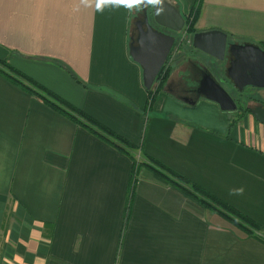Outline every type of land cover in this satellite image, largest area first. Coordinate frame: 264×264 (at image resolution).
I'll list each match as a JSON object with an SVG mask.
<instances>
[{"label": "crops", "instance_id": "obj_1", "mask_svg": "<svg viewBox=\"0 0 264 264\" xmlns=\"http://www.w3.org/2000/svg\"><path fill=\"white\" fill-rule=\"evenodd\" d=\"M169 1L187 21L197 0ZM147 9L0 0V60L258 230L151 175L132 190L129 155L0 74V264H264V123L192 94L182 68L151 103L130 55ZM195 29L264 49V0H201Z\"/></svg>", "mask_w": 264, "mask_h": 264}, {"label": "water", "instance_id": "obj_2", "mask_svg": "<svg viewBox=\"0 0 264 264\" xmlns=\"http://www.w3.org/2000/svg\"><path fill=\"white\" fill-rule=\"evenodd\" d=\"M153 16L158 26L172 32H180L185 25L184 16L169 0H164L159 14L153 9ZM136 25L138 35L136 40L133 39L130 55L142 68L145 88L152 90L169 58L174 37L155 28L148 14L144 20L137 21ZM192 42L195 49L214 60L225 63L229 61L226 78L240 92L250 87L264 89V49L260 46L232 42L226 32L218 29L196 32ZM196 83L195 93L198 97L215 102L224 112L236 111L234 98L211 72H202ZM185 101L194 103L189 99ZM252 114L258 122L264 123L263 105L255 107Z\"/></svg>", "mask_w": 264, "mask_h": 264}, {"label": "trees", "instance_id": "obj_3", "mask_svg": "<svg viewBox=\"0 0 264 264\" xmlns=\"http://www.w3.org/2000/svg\"><path fill=\"white\" fill-rule=\"evenodd\" d=\"M201 5V0H197L195 6L192 9L193 22L190 24V32L194 33L196 31L195 24L197 21L199 9ZM188 21V19H187ZM168 62V61H167ZM166 62L165 66L161 70L158 78L156 81H159V85L156 89L149 90L148 94L150 97V102L155 98V95L160 92L165 84V82L168 80L171 68H169ZM0 65L3 67H0V74L7 77L8 79L14 81V83H18L20 86H22L24 89H27L31 93H35L36 95H39L43 100H45L47 103H49L52 107L55 109L66 113L68 118H70L72 121H74L76 124L81 125L85 127L88 131L95 134L99 138L105 140L109 144L113 145L114 147L118 148L123 153L129 155L132 158L133 161V171H134V165L136 161V154L135 147L129 143L127 140L119 136L118 134L114 133L112 130L107 128L106 126L102 125L95 119L91 118L90 116L86 115L82 111H79L75 108L67 106L65 102L62 100L54 97L55 101L48 98L46 95H42L38 92V87L30 78L25 76L22 73L14 72V69L10 67L7 61L0 60ZM6 68V69H5ZM26 83H30L28 86ZM35 85V86H34ZM42 91H45L44 89L40 88ZM49 94V93H48ZM59 101V102H57ZM65 105V106H63ZM130 149V150H129ZM141 163L140 167L147 170V172L152 173V177L154 180H157L165 185L173 186L177 188L184 197H186L188 201V205L191 208L194 206V208H203L205 210L210 209L212 211L217 212L222 217L226 218L227 220L231 221L238 227L240 226L244 231L248 233H253L254 231L258 230L259 226L251 220L249 217L245 216L244 214L240 213L235 208L227 205L217 197L211 195L210 193L206 192L202 188L198 187L197 185H189V183L178 177L177 175H174L169 169H166L164 166L159 164L156 161H139ZM161 165V166H160ZM132 171V174H133ZM132 184V182H131ZM135 188H133L134 190ZM191 199H194V202L191 203ZM129 211V206L127 207V212Z\"/></svg>", "mask_w": 264, "mask_h": 264}, {"label": "rangeland", "instance_id": "obj_4", "mask_svg": "<svg viewBox=\"0 0 264 264\" xmlns=\"http://www.w3.org/2000/svg\"><path fill=\"white\" fill-rule=\"evenodd\" d=\"M193 18H194L193 15L189 16L188 21H186L185 27L181 32H179L177 34L172 32L176 36L178 41L184 39L185 41H187V44L190 43V45H191V39L190 38L193 36V33L190 32V24L193 22ZM139 19H143V17H141ZM132 32H133L134 36H137V31H136V27H135L134 22L132 24ZM178 45L176 46V49H174V51H173V52H175V54L176 53H178V54L174 57L173 60L170 59L167 62L168 63L167 66L171 69L182 68L181 78L183 80V87L184 88H186L190 91L192 88L195 89L197 87L196 82L201 77L202 72H191V68H193L194 66H198L199 68H202L201 65H203V66H206L207 69H209V71L217 78V80L220 81L225 86V88L234 97L239 98L238 101H239L240 105L243 107V109L248 110L249 107H251V106L264 105V89L248 88L247 90L240 92L226 78L225 70L229 64L228 60L226 63L225 62H218V61L214 60L213 58H209V57L199 53V51H197L195 49L191 50V48L188 47L189 45H187V48L179 49L177 51V48L179 47ZM170 74H171V72H170ZM166 82H165V84H166ZM158 85H159V81H156L154 89H156L158 87ZM190 92L192 94H195L194 90H192ZM238 92H240V93H238ZM249 111H250V109H249ZM233 113H231V115ZM234 117H236V115L233 116V118ZM134 154H136V161H135L134 171H133L132 179H131L132 190L137 185L139 178H141L142 176H145V175H152V173H150V172L148 173L146 169L144 171L142 166L140 167L141 163H139V161H141V162L145 161L143 158L140 157V154H138V152H136V151ZM190 201H191V203H193L194 199H191ZM197 209L199 210V213H205V212L214 213L215 212V211H212L210 209H207V210H205L203 208H197Z\"/></svg>", "mask_w": 264, "mask_h": 264}, {"label": "flooded vegetation", "instance_id": "obj_5", "mask_svg": "<svg viewBox=\"0 0 264 264\" xmlns=\"http://www.w3.org/2000/svg\"><path fill=\"white\" fill-rule=\"evenodd\" d=\"M150 13H151V15H150ZM147 14H148V17L150 18V22L152 23V25L155 27V28H157L158 30H160V31H163V32H165V33H169V34H172V36L174 37V44H173V46H172V49H171V52H170V55H169V58H168V60L167 61H169L170 59H174V57L178 54V53H176L175 54V52H173L174 51V49H176V46L178 45L179 47L177 48V51L179 50V49H183V48H187V45H189L188 47H190L191 48V50H194L195 48L193 47V36L190 38L191 39V45H190V43H188L187 44V41H185L184 39H182V40H180V41H178V39L176 38V36L172 33V31H170V30H168V29H166V28H163V27H159V26H157L156 27V25L154 24V20H153V8H151V7H148V9H147ZM185 24H186V20H185ZM184 27H185V25H184ZM184 27H183V29H184ZM182 29V30H183ZM181 30V31H182ZM136 31H137V35H138V29H137V27H136ZM180 31V32H181ZM175 34H177V33H179V32H174ZM194 33H196V32H194ZM194 33H193V35H194ZM136 38H137V36H136ZM189 39V40H190ZM195 50H197V49H195ZM197 51H199V50H197ZM173 52V53H172ZM199 53H201V54H203V55H205V56H207V57H209L208 55H206V54H204L203 52H201V51H199ZM172 55V56H171ZM230 58V57H229ZM165 66V65H164ZM201 67L202 68H199L198 66H194L193 68H191V72H206V71H208V72H210L209 71V69H207V68H205V67H203V65H201ZM226 71V70H225ZM215 77V76H214ZM216 78V77H215ZM217 79V78H216ZM248 88H246L245 90H247ZM192 90H194V92H195V89L194 88H192L190 91H192ZM227 90V89H226ZM228 91V90H227ZM244 91V90H243ZM243 91H241V92H243ZM229 92V91H228ZM230 93V92H229ZM238 93H240V92H238ZM196 94V93H195ZM231 94V93H230ZM232 95V94H231ZM232 97L234 98V100H235V102H236V107H237V109H236V111H233L234 113H238V114H245V113H248V112H252V110H254L255 109V107L256 106H251V107H249V109H250V111H249V109L248 110H246V109H243V107L240 105V103H239V101H238V97H234L233 95H232ZM232 112V113H233Z\"/></svg>", "mask_w": 264, "mask_h": 264}, {"label": "clouds", "instance_id": "obj_6", "mask_svg": "<svg viewBox=\"0 0 264 264\" xmlns=\"http://www.w3.org/2000/svg\"><path fill=\"white\" fill-rule=\"evenodd\" d=\"M83 3L90 5L93 0H82ZM97 11H103L105 7H123L129 11H139L142 8L151 7L157 10V13L162 10L164 0H94Z\"/></svg>", "mask_w": 264, "mask_h": 264}]
</instances>
